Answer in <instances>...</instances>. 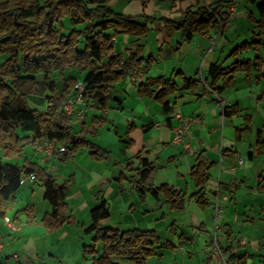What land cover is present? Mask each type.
Segmentation results:
<instances>
[{
  "label": "crops",
  "instance_id": "obj_1",
  "mask_svg": "<svg viewBox=\"0 0 264 264\" xmlns=\"http://www.w3.org/2000/svg\"><path fill=\"white\" fill-rule=\"evenodd\" d=\"M143 1L146 2L145 8L142 7L141 1L127 0L125 5L132 7L128 16L145 13L156 19H178L186 9L195 10L197 6H201L199 0ZM224 1L227 0H221L220 3ZM229 1H233V5L228 7L226 13L218 9L228 16L229 24L222 35L219 31L220 35L218 34L219 37L215 38L217 40L214 42L212 38L215 31H211L206 36L194 35L190 43H183L177 48L181 34L167 36L160 23L156 26L152 24L151 30L144 37H113L114 53L115 50L123 51L126 48H129V53H133L138 49L140 56L145 59L152 56L154 63L147 69L137 68L143 72L141 80L135 82L129 76L132 72L130 71L123 81L110 90V107L106 111L108 122L98 129L96 138L92 141L109 149L111 158L97 162L90 158L87 149L81 148L72 159L60 163L59 159H48L33 149L32 160L28 156L24 160L46 167L53 175L68 180L70 190L66 202L73 221L64 224L58 231L48 232L41 220L51 212V206L43 198L44 190L40 183L31 182L26 178L29 174L24 175L21 188L27 190L26 202L17 205L16 209V196L10 201L15 213L22 207L23 211L33 210L34 218L23 230L18 228L13 233H10L4 224L5 217L16 221V218L10 215L12 213L6 211L5 216L0 218V233L8 234L10 242L8 249L2 252H17L19 256V261H15L0 255V264L3 259H10L13 264H81L80 259L69 255L76 254L77 251H81L82 258L91 264L93 256L85 253L83 246L86 244L80 246L79 242H83L84 238L90 240V236L83 233V228L90 224L89 211L102 200L109 208V218L101 223L102 227H108L106 223L111 220L113 225L110 227L119 230H153L162 244H170V247L157 248L156 255L146 259L145 264H210L201 250L206 249V243L210 242L216 194L220 207L217 221L225 226L228 235L221 243L229 259L234 255L237 262L233 264L264 263V257L259 255L264 252V157L255 155L257 131L264 124V80L256 79L253 70L248 78L242 71L235 74L234 86L226 96L230 101L228 106L237 104L240 113L231 118H224L223 114L214 112L213 103L204 94L201 85L194 92L179 90L171 98L173 113L167 115L161 112L158 103L137 93V84L145 79L169 77L173 71H181L185 78H196L204 69L203 77L208 80V69L212 63L218 62L222 67H228L234 62L229 55L235 47L246 42L251 49L252 30L244 24L249 23L246 22L249 12L257 17L256 5L259 0L255 4H243L241 0ZM146 37L151 39L145 40ZM250 49L248 56L241 53L239 58L252 61ZM71 71L79 72L74 69ZM79 74L82 77L83 73ZM246 79L249 81L245 82ZM177 82L181 86L180 82ZM233 83L225 85L232 86ZM219 86H223V83L219 82ZM92 106L86 109V122H89L91 116L100 114L94 107L95 103H92ZM245 114L251 116L252 122L248 131L237 139L235 128L244 127ZM177 116L194 117L197 120L186 133L183 144L174 145V132L179 126ZM70 125L74 133L80 131V123L70 119ZM129 125H132L134 130L126 135ZM146 126L151 127L144 131L143 127ZM127 140L132 141L129 148L125 144ZM138 153L156 167L153 179L156 187L167 184L181 192L183 198L179 210H171L149 194L141 201L130 182H123L120 189L116 179L121 172L126 171L128 163H132L133 169L139 168V162L135 159ZM199 155L213 164L205 192L207 205L204 207L197 205L194 199L190 198L196 188L189 179V172ZM22 165L23 161L20 166ZM113 210L116 214L114 221ZM247 210L250 211L248 219L245 218ZM38 224L43 236L45 233L54 236L45 248L39 249V253L35 245L34 250L31 249L32 241L26 233ZM158 230H164L163 239L158 235ZM12 244L19 246L21 251H13ZM86 246H92V243ZM25 250L31 256H27ZM95 250V258H98L101 255V246L97 245ZM112 262L133 264L116 257L112 258Z\"/></svg>",
  "mask_w": 264,
  "mask_h": 264
},
{
  "label": "trees",
  "instance_id": "obj_2",
  "mask_svg": "<svg viewBox=\"0 0 264 264\" xmlns=\"http://www.w3.org/2000/svg\"><path fill=\"white\" fill-rule=\"evenodd\" d=\"M140 1L145 8V1ZM256 1L246 0L248 4H255ZM218 3L219 0L197 6L195 10L188 8L178 19H156L145 13L128 16L115 12L108 6L107 0H0V55H8L0 64V218L6 214L7 202L13 200L21 188L22 177L33 174V181L40 183L44 190L43 198L51 206V212L42 218L41 224L51 233L71 223L73 218L66 202L70 190L68 180L28 160L19 166L4 163L3 159L19 158L26 146L35 148L43 141L52 140L65 147L62 155L57 158L60 163L72 159L81 148L89 151L92 160L107 161L111 158V151L92 139L96 138L98 129L108 122L106 111L110 107V90L123 81L130 71L147 69L154 63L152 56L145 59L140 56L138 49L120 60L114 55L113 37H144L151 30L152 24L156 26L157 23L162 24V29L169 37L181 34L177 48L183 43H190L194 35L206 36L215 30H220L222 35L229 19L212 6ZM256 11L257 17L251 12L247 15L252 30L250 45L256 56L252 61L239 58L241 53L249 49V45L244 42L231 51L229 57L234 62L230 66L222 67L218 62L212 63L208 69V80L203 82L216 95L220 96L222 92L219 82L232 84L239 71L245 72L248 78L253 70L256 79L264 80V61L259 55L260 47H264V0H259ZM64 22L71 25L66 32ZM73 69L83 73L81 81L85 85V92L100 112L99 116H91L89 122L85 120L87 117L84 118L78 133L73 132L70 118L62 110L66 97L74 95V85L78 81L64 75ZM53 71L62 80L60 90L54 81H49ZM38 73H43L41 85L49 92L45 96L47 106L44 112L32 109L26 94L21 90L32 79L31 75ZM200 85V79L185 78L181 71H173L169 77L145 79L137 84V93L158 103L161 112L167 115L173 113L171 98L179 90L194 92ZM87 105L88 108L93 107L92 104ZM239 113L238 105L234 104L226 106L222 114L224 118H231ZM243 120L244 127L235 128L237 139L248 131L252 122L251 116L247 114L243 115ZM150 127H143V130L147 131ZM133 130L134 127L129 125L126 135ZM262 134L264 124L257 131L255 143V155L259 157H264ZM125 144L129 148L132 141L127 140ZM135 159L139 162V168L133 169L132 163H128L126 171L121 172L116 179L120 189L123 182H130L141 201L149 194L171 210H179L183 198L181 192L167 184L156 187L153 183L156 167L142 158L140 153L135 155ZM212 166V163L199 155L189 172V179L196 188L190 198L203 207L207 205L205 192ZM89 218L90 224L83 228V233L90 236L92 246L84 245L83 251L93 256L91 264H115L112 262L114 257L133 264H145L146 259L156 255L157 248L170 247V244H162L153 230L102 227L101 223L109 218V208L104 200L89 211ZM97 245L101 246V255L95 258ZM229 262H237L234 255Z\"/></svg>",
  "mask_w": 264,
  "mask_h": 264
},
{
  "label": "rangeland",
  "instance_id": "obj_3",
  "mask_svg": "<svg viewBox=\"0 0 264 264\" xmlns=\"http://www.w3.org/2000/svg\"><path fill=\"white\" fill-rule=\"evenodd\" d=\"M137 2H140V0H136ZM218 0H199V4L200 5H207V4H211V3H215L217 2ZM221 1V0H220ZM243 2V4H247L246 3V0H241ZM127 2V0H107V4L109 7H111L115 12H118V13H123V14H126V15H130V11L132 10V7H127L125 5V3ZM146 3V2H145ZM230 5H233V1H224L222 3H218L217 5H212L213 7H216L217 9H220L222 10L223 12H227L228 11V7ZM230 11V10H229ZM233 14V13H232ZM67 21V20H66ZM246 22L248 23V20H246ZM244 24V23H243ZM244 26L246 28H250L251 25L248 23V24H244ZM64 27H65V30L64 32L70 30L71 28V25L68 23V22H64ZM76 28H79V27H76ZM220 30H215V34L212 38V41L214 42L215 38H218L219 35H220ZM219 34V35H218ZM150 37V35H149ZM145 38L146 39H151V38ZM262 41H264V38H262ZM250 49V48H249ZM249 49L244 52V55L248 53ZM251 52H250V55L252 56L251 59H254L256 54L255 52L252 50V48L250 49ZM254 54H253V53ZM129 53V48H126L125 50L121 51V50H115V55L118 56L120 58V60H123L127 57ZM175 54V53H174ZM259 55L262 59V61H264V47H260L259 49ZM248 56V55H247ZM8 58V55L7 54H3V55H0V64L3 63L6 59ZM169 63V62H167ZM64 75L66 77H69V76H74L76 79H81L82 77H80V74L79 72H76V71H71L69 70L68 72H65ZM203 75H205V70L202 69V73L199 72L198 73V76L196 77L197 79H200L202 81V85H201V88H202V91L204 92V94L207 95V97L209 98V100L213 103V110L215 113L217 114H222L223 113V108H225L226 106H228L229 104V99L228 97L226 96L228 94V91L231 90V88L234 86V83L232 86H227L225 84H223L222 86V92H221V95H215L213 94L210 90H209V87L206 86V84L203 82L206 78L203 77ZM129 76L135 81H139L141 80V78L143 77V72H141L140 70H135V71H132ZM32 79L30 81H27L21 88V90L26 94L27 96V101H28V104L29 106L32 108V109H37L39 111H45L46 109V106H47V103L45 101V96H47L49 94L48 90L45 89L44 86L41 85V82L43 81V73H38V74H32L31 75ZM166 77V76H164ZM49 81H54V85L60 90L61 87H62V80L61 78L58 76V74L56 72H52L51 73V76L49 78ZM249 81V79H246L245 82ZM92 104L93 101L91 99L88 98L87 100V104ZM179 115V114H178ZM179 116H177L178 118ZM182 117V116H180ZM190 118V117H189ZM193 122H192V125L191 127H193V123L197 120V118H194V117H191L190 118ZM179 120V119H178ZM190 127V128H191ZM189 128V129H190ZM255 129V125H253V130ZM24 134V133H21V135ZM190 138V137H189ZM189 142H192L191 140H189ZM34 147L33 146H26L25 147V151L22 152L21 156L19 158H12V159H9V158H4L3 161L4 163H9V164H13V165H21V162L23 161L24 162V158L26 156L29 157L30 160H32V155H33V150ZM39 157H36V159H38ZM27 190H25L24 187H22L21 189H19V191L16 193V209H17V205H21L23 203L26 202V199L25 197L27 196ZM215 197H218V194H216ZM28 199L30 200V198L28 197ZM7 213H12L10 215L14 216L16 218V223L18 225V228L19 230H23L24 229V226H27L28 224H31L32 223V220L34 218V211L32 210H26V211H23L22 210V207L18 209V211L15 213V209H13V203L11 201H8L7 204ZM10 208V209H9ZM221 211H222V208H221ZM9 215V216H10ZM250 216V211L247 210L246 213H245V218L248 219ZM21 217V218H20ZM168 217V216H167ZM167 217L165 219H167ZM112 219L114 221V219H116V214L114 212V210L112 211ZM12 220V218H11ZM15 221V220H13ZM169 221L171 222V220L169 219ZM1 222V221H0ZM107 226L110 227L113 225V222L110 220V221H107ZM224 229L225 226L221 225ZM75 227V226H74ZM42 228V227H41ZM261 228L258 230L260 231ZM9 231V230H8ZM159 231V234L160 237L163 239L164 238V230H158ZM43 232H46V231H43ZM27 233V237L28 239H30L32 241V244L31 245V249L34 250L33 248V245H35L37 248H38V253H39V249H43L45 248L48 244H49V241L51 239L54 238L53 234H50V233H45L46 235H42V231L40 229V225H34L32 228H30L28 230ZM227 235V231L225 233V236L224 238L226 237ZM0 238H2L3 240V243H4V250L8 249L9 247V235L8 234H4V233H0ZM82 238V236H81ZM84 238V237H83ZM224 238L222 239V241L224 240ZM69 239H71V237H69ZM24 238L21 239V241L23 242ZM80 243V246H83V244H90V240L89 239H85L84 238V241L83 242H79ZM207 246H206V249H202L201 252L203 254V256H206L208 258V246L210 243H206ZM13 245V244H12ZM221 246H222V243H221ZM13 248L14 250L13 251H21L19 249V246H14L13 245ZM223 250H224V247L222 246ZM10 251V250H9ZM80 252V253H79ZM77 251L76 254L72 253V254H69L71 257H74V258H77V259H80L81 260V264H90L89 261L85 260L82 258V254H81V251ZM8 253H16L17 252H6V254L3 252H0V255L2 256H6V258H8ZM25 253L27 254V256H31V254L28 253L27 250H25ZM264 253V252H262ZM260 253L259 255H261V257H264V254ZM46 258V257H45ZM2 259V258H1ZM48 260V258H46ZM209 259V258H208ZM207 259V260H208ZM210 261V259H209ZM39 262H37L36 264H38ZM1 264H13V261H11L10 259L6 261V259H3L2 260V263Z\"/></svg>",
  "mask_w": 264,
  "mask_h": 264
},
{
  "label": "built area",
  "instance_id": "obj_4",
  "mask_svg": "<svg viewBox=\"0 0 264 264\" xmlns=\"http://www.w3.org/2000/svg\"><path fill=\"white\" fill-rule=\"evenodd\" d=\"M114 42V41H113ZM210 90V89H209ZM211 91V90H210ZM212 92V91H211ZM215 94L214 92H212ZM216 95V94H215ZM88 96L85 92V85L83 81L78 80L74 85V95L67 97L62 105V110L65 115L72 119L76 123H80L85 118V112L88 108L87 105ZM224 109V108H223ZM179 126L174 132L172 143L174 145L183 144L185 141L186 133L192 125V120L190 118L178 117ZM35 151L48 159L59 158L65 150V147L60 142L46 140L35 146ZM28 180L33 181L34 175L29 174L26 176ZM24 178V179H26ZM23 182V179H22ZM214 204V219L211 225V237L210 244L208 246V258L210 259V264H230L229 257L225 250L221 246L222 239L225 236L226 229H224L217 221L218 213L220 212V207L218 204V198H215ZM4 224L7 226L10 233H13L18 229L16 221L4 218ZM4 250V243L2 238H0V252ZM9 258L19 261V256L16 253L8 254ZM264 264V263H262Z\"/></svg>",
  "mask_w": 264,
  "mask_h": 264
}]
</instances>
